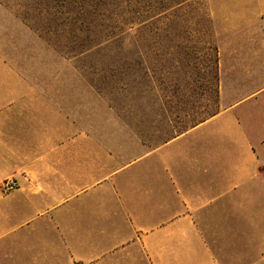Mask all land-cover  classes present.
I'll list each match as a JSON object with an SVG mask.
<instances>
[{
  "label": "crops",
  "instance_id": "1",
  "mask_svg": "<svg viewBox=\"0 0 264 264\" xmlns=\"http://www.w3.org/2000/svg\"><path fill=\"white\" fill-rule=\"evenodd\" d=\"M229 3L218 110L151 147L38 99L0 52V264H264V0Z\"/></svg>",
  "mask_w": 264,
  "mask_h": 264
},
{
  "label": "rangeland",
  "instance_id": "2",
  "mask_svg": "<svg viewBox=\"0 0 264 264\" xmlns=\"http://www.w3.org/2000/svg\"><path fill=\"white\" fill-rule=\"evenodd\" d=\"M100 4L0 0V52L38 85V99L59 102L76 121L99 117L102 133L131 131L150 147L218 110L219 69L229 64L220 48L228 49L242 8L229 0Z\"/></svg>",
  "mask_w": 264,
  "mask_h": 264
},
{
  "label": "trees",
  "instance_id": "3",
  "mask_svg": "<svg viewBox=\"0 0 264 264\" xmlns=\"http://www.w3.org/2000/svg\"><path fill=\"white\" fill-rule=\"evenodd\" d=\"M127 0H109V1H106V0H101V7H114L115 9H118V10H122L121 9V6H124V4L126 3ZM140 19V18H139ZM138 19V20H139ZM137 20V21H138ZM141 20V19H140ZM127 23H129V19L126 20ZM133 23V22H132ZM131 24V23H129Z\"/></svg>",
  "mask_w": 264,
  "mask_h": 264
},
{
  "label": "built area",
  "instance_id": "4",
  "mask_svg": "<svg viewBox=\"0 0 264 264\" xmlns=\"http://www.w3.org/2000/svg\"><path fill=\"white\" fill-rule=\"evenodd\" d=\"M17 187V183L14 179H5L0 185V189L4 193H9Z\"/></svg>",
  "mask_w": 264,
  "mask_h": 264
}]
</instances>
